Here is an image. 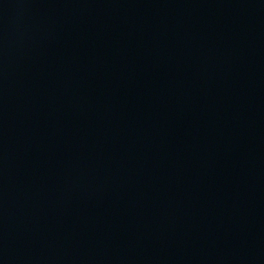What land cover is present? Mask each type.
I'll use <instances>...</instances> for the list:
<instances>
[{
	"label": "water",
	"instance_id": "obj_1",
	"mask_svg": "<svg viewBox=\"0 0 264 264\" xmlns=\"http://www.w3.org/2000/svg\"><path fill=\"white\" fill-rule=\"evenodd\" d=\"M101 0H0V140Z\"/></svg>",
	"mask_w": 264,
	"mask_h": 264
}]
</instances>
